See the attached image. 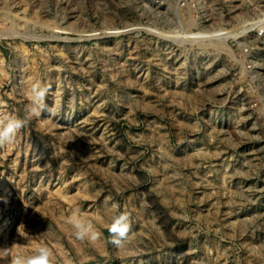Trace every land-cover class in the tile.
<instances>
[{
    "label": "rangeland",
    "instance_id": "374dc122",
    "mask_svg": "<svg viewBox=\"0 0 264 264\" xmlns=\"http://www.w3.org/2000/svg\"><path fill=\"white\" fill-rule=\"evenodd\" d=\"M9 118L0 264H264V0H0Z\"/></svg>",
    "mask_w": 264,
    "mask_h": 264
},
{
    "label": "clouds",
    "instance_id": "9594fccd",
    "mask_svg": "<svg viewBox=\"0 0 264 264\" xmlns=\"http://www.w3.org/2000/svg\"><path fill=\"white\" fill-rule=\"evenodd\" d=\"M32 92L34 93L36 99L33 101V106L30 108V112L34 115H39L37 102L43 99L45 90L38 88V86H33ZM24 124V120L9 118L3 128L0 129V146L11 142L17 131L21 129ZM117 221L118 226L110 228V232L114 236L113 243L119 245L122 239L126 237L130 229V224L128 223L127 216L118 217ZM73 225L76 228L75 235L80 240H84L85 237H90L92 240H96L99 236V233L92 230L91 225L85 226L79 220L73 221ZM50 255V251L47 248H41L38 250V255L36 257L24 261L17 256L12 259L11 264H50Z\"/></svg>",
    "mask_w": 264,
    "mask_h": 264
}]
</instances>
